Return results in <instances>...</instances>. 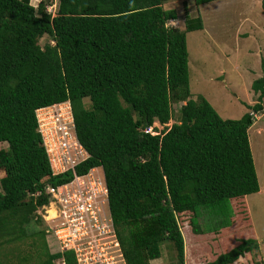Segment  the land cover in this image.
<instances>
[{"label": "trees", "instance_id": "trees-1", "mask_svg": "<svg viewBox=\"0 0 264 264\" xmlns=\"http://www.w3.org/2000/svg\"><path fill=\"white\" fill-rule=\"evenodd\" d=\"M171 1L0 0V251L44 238L37 210L50 201L46 189L72 180L53 175L38 131L36 111L54 104L70 103L89 154L76 173L102 168L126 264H151L166 243L167 264H186L179 217L189 216L195 236L218 234L234 223L232 201L260 192L248 132L264 111V65L251 86L257 104L238 120L222 119L203 96L192 100L186 34L204 22L187 16L183 29L169 26ZM172 120L157 135L144 132ZM255 247L242 240L202 264H234ZM43 255L37 264H77L58 246Z\"/></svg>", "mask_w": 264, "mask_h": 264}, {"label": "rangeland", "instance_id": "rangeland-1", "mask_svg": "<svg viewBox=\"0 0 264 264\" xmlns=\"http://www.w3.org/2000/svg\"><path fill=\"white\" fill-rule=\"evenodd\" d=\"M34 7L40 0H30ZM56 1L53 2L52 12ZM166 10H174L176 19L169 26L184 28V19L200 15L204 22L201 31L186 34L190 98L203 96L222 119L238 120L249 110L247 106L257 104L258 94L252 83L262 76L264 65V12L261 0H218L195 6L191 0H173ZM50 11V10H48ZM45 38L40 41L43 46ZM264 101V98H263ZM180 105H174L177 111ZM255 116L249 129V143L260 185V192L232 201L235 212L233 225L218 234L195 236L187 226L189 216L179 217L184 236L186 264H202L238 246L242 240L253 239L258 247L241 257L236 264H264V111ZM173 120L166 126L169 128ZM153 128L161 127L154 123ZM5 145L0 144V148ZM39 209L43 215L44 238L30 237L5 245L0 251L4 264H37L48 250H57L56 241L49 232L55 215ZM201 229L205 228L200 220ZM261 256L262 259L258 260ZM174 257L170 245L162 247L161 258L151 264H167Z\"/></svg>", "mask_w": 264, "mask_h": 264}, {"label": "built area", "instance_id": "built-area-1", "mask_svg": "<svg viewBox=\"0 0 264 264\" xmlns=\"http://www.w3.org/2000/svg\"><path fill=\"white\" fill-rule=\"evenodd\" d=\"M36 120L53 175L72 174L69 183L46 189L55 212L49 232L59 250L73 251L77 264H126L109 214L103 173L96 168L76 173L89 154L75 134L70 103L38 109ZM144 132L154 135L151 128ZM57 264L65 263L61 259Z\"/></svg>", "mask_w": 264, "mask_h": 264}, {"label": "clouds", "instance_id": "clouds-1", "mask_svg": "<svg viewBox=\"0 0 264 264\" xmlns=\"http://www.w3.org/2000/svg\"><path fill=\"white\" fill-rule=\"evenodd\" d=\"M156 124H158L162 129H161V131H163L167 126L165 125V126H162V125H160L159 123H157L156 122ZM151 128V130L153 131V133H154V135H157V134H159L160 132H157V129L158 128H153L152 129V127H150ZM147 129V128H146ZM145 131V130H144ZM150 134V133H149ZM152 135V134H151ZM85 163V162H84ZM94 168H96V169H99L101 172H102V168L101 167H94ZM92 169V168H91ZM90 170V169H89ZM88 170V171H89ZM87 171V172H88ZM103 173V172H102ZM104 176V175H103ZM104 181H105V177H104ZM105 184H106V182H105ZM107 187V186H106ZM108 191V190H107ZM50 202H51V200L49 201V203H48V205H46V206H43V207H46V210H47V208L49 207V205H50ZM43 207H41L40 209H42ZM45 210V211H46ZM37 211H39V209L37 210ZM41 217H42V215L40 214V213H38ZM43 218V217H42ZM48 227H49V224H48ZM50 230V229H49ZM124 258V257H123ZM57 264V263H56Z\"/></svg>", "mask_w": 264, "mask_h": 264}, {"label": "bare ground", "instance_id": "bare-ground-1", "mask_svg": "<svg viewBox=\"0 0 264 264\" xmlns=\"http://www.w3.org/2000/svg\"><path fill=\"white\" fill-rule=\"evenodd\" d=\"M51 212H54L52 209H50L49 211H48V213L50 214ZM55 213V212H54ZM54 217H55V215H54ZM53 217V218H54Z\"/></svg>", "mask_w": 264, "mask_h": 264}, {"label": "crops", "instance_id": "crops-1", "mask_svg": "<svg viewBox=\"0 0 264 264\" xmlns=\"http://www.w3.org/2000/svg\"><path fill=\"white\" fill-rule=\"evenodd\" d=\"M261 259H262V257H261V256H259V257H258V260H261ZM237 262H238V261H237ZM234 264H236V263H234Z\"/></svg>", "mask_w": 264, "mask_h": 264}]
</instances>
